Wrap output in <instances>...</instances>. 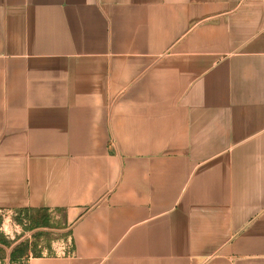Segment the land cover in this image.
Listing matches in <instances>:
<instances>
[{
    "label": "crops",
    "instance_id": "1",
    "mask_svg": "<svg viewBox=\"0 0 264 264\" xmlns=\"http://www.w3.org/2000/svg\"><path fill=\"white\" fill-rule=\"evenodd\" d=\"M23 208L72 247L27 264H264V0H0Z\"/></svg>",
    "mask_w": 264,
    "mask_h": 264
},
{
    "label": "rangeland",
    "instance_id": "2",
    "mask_svg": "<svg viewBox=\"0 0 264 264\" xmlns=\"http://www.w3.org/2000/svg\"><path fill=\"white\" fill-rule=\"evenodd\" d=\"M62 213L52 215L53 226L31 228L23 212L18 210H0V239L4 238L9 244L2 243L0 264H27V256L16 261L11 260V253L16 247H25L42 254L63 255L71 246L69 235L62 222ZM72 251V247L70 248ZM35 252V251H34Z\"/></svg>",
    "mask_w": 264,
    "mask_h": 264
},
{
    "label": "trees",
    "instance_id": "3",
    "mask_svg": "<svg viewBox=\"0 0 264 264\" xmlns=\"http://www.w3.org/2000/svg\"><path fill=\"white\" fill-rule=\"evenodd\" d=\"M18 211L24 213L31 228H40V227H49V226L51 227L54 225L52 221V214L47 208H23V209H18ZM0 242L9 244V241H7L4 238H1ZM30 251H33L35 256L41 255V253L37 252L36 250H32L31 248H28V246H25L24 248L16 247L11 253V260L16 261L21 258H24L29 254ZM0 253H2L1 250Z\"/></svg>",
    "mask_w": 264,
    "mask_h": 264
},
{
    "label": "built area",
    "instance_id": "4",
    "mask_svg": "<svg viewBox=\"0 0 264 264\" xmlns=\"http://www.w3.org/2000/svg\"><path fill=\"white\" fill-rule=\"evenodd\" d=\"M71 245V244H70ZM70 248H71V246H69L68 248H67V251L66 252H63V254H71V250H70Z\"/></svg>",
    "mask_w": 264,
    "mask_h": 264
}]
</instances>
